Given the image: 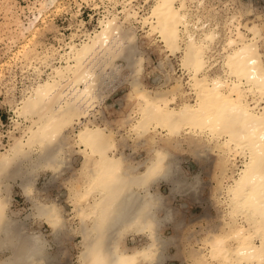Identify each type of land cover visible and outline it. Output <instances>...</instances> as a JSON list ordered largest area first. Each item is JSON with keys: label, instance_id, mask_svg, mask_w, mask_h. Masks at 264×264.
Returning <instances> with one entry per match:
<instances>
[{"label": "bare ground", "instance_id": "1", "mask_svg": "<svg viewBox=\"0 0 264 264\" xmlns=\"http://www.w3.org/2000/svg\"><path fill=\"white\" fill-rule=\"evenodd\" d=\"M203 1L154 0L140 18L138 7L136 11L130 3V8L120 10V19L108 9L96 29L81 31L80 41L72 30L61 50L32 55L41 64L31 66L34 77L14 106L26 127L20 135L10 134L8 146L0 150V251H8L0 264L54 263L42 234L20 231L21 223L8 213L3 192L5 180L17 177L28 193L41 169L54 178L67 166L66 145L72 143L82 153V163L77 186L71 185L68 192L67 216L61 205L47 198L34 200L33 215L48 223L54 240L63 235L65 217L78 218L82 264H164L174 241L164 234L165 225L181 226L170 199L176 194L194 196L200 183L197 173L187 177L177 162L171 147L182 141L193 146L196 156H207L208 150L215 155L220 171L215 176L217 200L226 211L221 230L209 233L193 251L197 262L264 264L262 26L255 21L243 27L236 24V10L226 16L227 31L222 33L221 21L199 16ZM50 4L58 6L59 0H42L39 9L45 11ZM206 9L218 14L220 4ZM132 18L147 25L141 37L154 40L159 53L181 52L185 78L174 76L171 67L165 74V81H172L169 87L161 79L153 89L141 83L144 57L138 43L143 41L131 29ZM32 27L23 26L21 36L25 30L32 34ZM54 52L59 63L53 62ZM25 56L30 62L32 57ZM117 57L131 75L127 93L131 111L123 121L126 133L149 135L146 156L133 161L118 147L111 125L95 119L103 92L121 81H116ZM14 123L19 126L20 121L15 118ZM74 124L77 128L65 135ZM153 135L162 141H154ZM161 182L168 184L167 194L160 189ZM137 234L143 236L141 243H124L126 236Z\"/></svg>", "mask_w": 264, "mask_h": 264}, {"label": "rangeland", "instance_id": "2", "mask_svg": "<svg viewBox=\"0 0 264 264\" xmlns=\"http://www.w3.org/2000/svg\"><path fill=\"white\" fill-rule=\"evenodd\" d=\"M41 1L0 0V150L8 146L10 134L20 135L26 127L27 122L23 117L15 114L14 106L20 99L21 89L34 77L31 66L33 64H41L33 57L35 54L52 53L56 48L61 50L64 41L69 40L72 30L77 32L75 40L80 41L81 37L83 38L81 31H93L96 29L99 18L103 17V14H106L108 9L117 12L118 19H120L123 15V11H120L122 7L126 5L125 7L130 8L132 6V9L136 11L138 9L140 18V15L149 11L154 2V0H115L117 3L114 0H59L58 6L50 4L51 7L44 11V9H39ZM204 1L205 6L203 8L205 10L200 8L201 14L199 16L202 18L208 16L213 18L211 20L221 21L219 22V30L222 33L227 31V25H225L227 22L226 16L238 11V19L234 20L235 23L237 24L239 21L241 27H243L244 23L251 24L254 21L259 23L262 26L260 33L264 44V0ZM127 3H130L131 6L129 5V7ZM210 3L220 4V13L209 14L210 11L206 8L213 6ZM146 9L148 10L146 11ZM140 24L141 22L139 23V21L132 18L130 26L143 41V43H138L141 55L144 57V65L139 73L141 83L149 88H155L158 80L160 81L161 79L162 81L160 82L167 80L165 78H167L166 75L170 74L171 67L174 69L172 71L174 76L182 75L185 78V74L179 65L181 52L170 54L165 50L159 53L154 48V40L149 41V38L141 37L147 25L144 27ZM23 26H33L34 28L37 26L35 28L37 30H34L33 27V30H31L34 31L32 33L34 36L27 30H25V36H21V28ZM246 32L249 31L246 30ZM260 46L264 48L263 45ZM57 52L52 55V57H55L53 58L55 63H59ZM25 55L32 57L30 62ZM160 60L162 64L158 66ZM115 61L119 63V70L116 69V73L118 72L116 81L117 79H121V81H119V85L110 86L107 88L108 90L103 92L102 104L97 106L98 110L95 111V119L99 123L104 124L106 122L111 125L110 129L114 130L118 147L124 155L126 154L129 157V160L133 161L146 156L150 146L147 141L149 135L142 134L137 136L133 134V136H129L126 133L123 121L125 119L124 115L131 111V105L127 99V93L131 86V75L128 66L125 65V61L122 58L117 57ZM43 68L45 71L48 70V67ZM45 71L43 75H45ZM171 82L170 80L165 81L163 85L169 87ZM158 87L159 85L156 86V88ZM103 99L105 100L104 102ZM15 118L20 121L19 126L15 125ZM76 128L77 124H74L73 127L65 130V135H70L73 129ZM153 138L154 141H162L159 135H153ZM171 148L174 150L177 162L183 173L187 177L197 173L200 176V183L194 196L176 194L170 199L175 217L179 219L178 221L181 222L179 225L181 226L176 227L172 223L165 225L164 234L173 236L174 241L168 247V257L164 264H199L193 251L200 248L204 237L209 233L220 231L222 219L226 218L225 213L223 214V211H226L225 209L222 210L223 203L217 200L218 187L217 177L215 176H218L220 171L214 164L216 162L215 155L211 154L210 150L207 151V156H196L193 146L186 143V141H182L181 144L178 143ZM66 149L70 153V159L67 166L54 178L49 176V171L39 170L36 172L37 174L28 193L22 190L19 178H9L5 180L7 189L3 194L7 196L8 213L13 219L15 218L17 223H21V226L19 225V228L21 227L20 231L24 229L23 232L26 233L37 232L46 239L48 249L54 259L53 264H82L79 252L83 247V236L80 225L76 224L78 218H75V216L73 218L65 217L66 225L65 229H63V235L61 238L54 240L48 223L44 219H38L33 215L34 200L47 198L53 199L61 205L65 209V215L67 216L68 213L66 211L70 210L68 192L71 185L77 186L75 181L78 180L77 174L78 168L82 163V153L74 143L71 146L67 144ZM238 163L241 164L240 161ZM160 184L159 187L162 192L167 194L168 184L165 182ZM143 240V236L137 234L134 237L132 235L126 236L124 243L133 245L139 244ZM6 254H8V251H0V259ZM212 262L216 263L215 261Z\"/></svg>", "mask_w": 264, "mask_h": 264}, {"label": "crops", "instance_id": "3", "mask_svg": "<svg viewBox=\"0 0 264 264\" xmlns=\"http://www.w3.org/2000/svg\"><path fill=\"white\" fill-rule=\"evenodd\" d=\"M185 214H186V213H185ZM165 229H166V228H165ZM65 238H66V236H65ZM65 238H64V239H65Z\"/></svg>", "mask_w": 264, "mask_h": 264}]
</instances>
